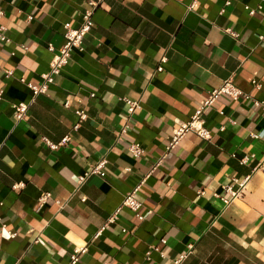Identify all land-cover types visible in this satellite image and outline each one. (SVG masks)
Returning a JSON list of instances; mask_svg holds the SVG:
<instances>
[{
	"label": "crops",
	"instance_id": "0c3cea01",
	"mask_svg": "<svg viewBox=\"0 0 264 264\" xmlns=\"http://www.w3.org/2000/svg\"><path fill=\"white\" fill-rule=\"evenodd\" d=\"M92 1L0 0V264H71L85 246L76 264H264V0ZM91 10L83 50L33 97L48 47ZM228 80L248 98L221 95L203 116L212 138L188 133L154 169ZM137 187L143 221L122 207Z\"/></svg>",
	"mask_w": 264,
	"mask_h": 264
},
{
	"label": "built area",
	"instance_id": "2783aa9c",
	"mask_svg": "<svg viewBox=\"0 0 264 264\" xmlns=\"http://www.w3.org/2000/svg\"><path fill=\"white\" fill-rule=\"evenodd\" d=\"M103 0H93L91 2V5L93 8H96ZM228 4V3H227ZM255 11H252V14H254ZM3 16V12H0V18ZM29 20H32V17H29ZM94 27V21H93V11H87L83 15V21L78 27H73L71 24L67 23L64 25V38L65 43L64 45L56 52L55 48L50 45L49 51L53 52L54 58L51 62L50 71L48 73H45L41 76L42 78V84L40 86H33L29 84V88L33 93V97H37L41 94H46L48 92L49 86L55 82V79L61 74L62 69L68 64V61L71 57V54L75 50L82 51L83 50V42L88 33L93 29ZM4 27L0 26V42L6 43L9 40L4 34ZM162 63L166 62V58H163ZM162 67H159L158 70L162 71ZM221 95H228L234 100H239L240 98H248L247 95L244 94V92L236 87L231 80L225 81L220 87L212 90L209 94V97L204 101L202 106H200L195 114L193 115L192 119L182 124L181 126L177 127L173 131V136L167 145L166 153L165 155L156 162L154 169L161 166L164 159L179 145L180 141L188 134V133H195L203 140H210L212 138L211 131L205 126L204 121V113L206 110H208ZM2 100V93H0V101ZM125 103L128 106V115L129 117L132 116L137 110L141 109V105L139 101L132 100L130 98H125ZM66 106H69V102L65 103ZM255 106L260 107L262 106L263 112H264V103L255 101ZM16 114L15 117L18 120H22L27 116V113L29 111V104L26 103H20L18 105H15ZM77 115L80 117V120L86 119V114L84 111H77ZM264 115V114H263ZM79 125L76 126L78 128ZM130 129V125L127 123L123 129L121 130V135H126L128 133V130ZM253 138H259L260 135L258 134H252ZM49 147L51 149H55L57 146L52 145L50 142H48L46 139H44ZM64 142H67V139L64 140ZM128 151L135 157V158H141L145 154V149L140 144H131L128 147ZM246 158L243 160L242 163H244ZM104 162L96 166L90 174H103V167ZM90 174H85L83 176L79 177V183L83 185ZM249 178H246L239 183L241 190H243L248 182ZM19 185L14 186V189H17ZM139 187H137L135 190L127 193L124 197L122 207L128 208L131 210L137 219L140 221L145 220V216L141 214V209L143 207V204L137 199V192ZM228 191L233 195L236 196L238 193H233L231 189L229 188ZM48 198V195L43 197L40 201L41 203H44L46 199ZM225 204H229L228 199L223 200ZM113 219H110L109 222H113ZM0 222H2V218L0 217ZM109 223L104 225L103 230L108 227ZM11 237H15V234H11ZM165 243V241H163ZM88 251V246L85 247H79L76 248L72 254L71 257V264H76L82 255H84ZM162 255L164 256V253L162 252ZM182 259H179L175 261L174 264H181Z\"/></svg>",
	"mask_w": 264,
	"mask_h": 264
}]
</instances>
